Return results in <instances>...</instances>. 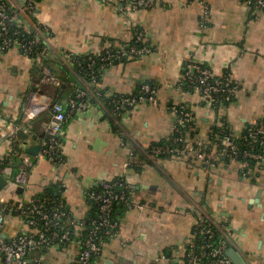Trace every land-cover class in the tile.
Returning a JSON list of instances; mask_svg holds the SVG:
<instances>
[{
  "label": "crops",
  "instance_id": "crops-1",
  "mask_svg": "<svg viewBox=\"0 0 264 264\" xmlns=\"http://www.w3.org/2000/svg\"><path fill=\"white\" fill-rule=\"evenodd\" d=\"M35 17L50 29L46 62L60 85L41 82L42 58L36 63L18 48L0 55V121L20 122L28 108L39 110L33 132L20 137L25 149L46 134L38 123L50 118L54 101L69 111L68 98L80 87L72 60L128 46L137 35L149 54L100 67L96 86L110 101L148 82L158 101L125 106L118 123L94 98L84 109L70 110L60 131L68 164L57 170L40 152L30 154L29 183L18 196L28 199L56 184L78 229L93 214L90 191L125 175L133 184L131 204L116 208L117 230L91 264H171L186 251L200 218L222 224L250 264H264V162L243 166L221 155L205 167L194 156L151 161L143 153L173 134L175 103L186 101L192 110L187 134L195 144L216 146L222 133L238 138L250 124L264 122V8L244 0H154L152 7L122 12L117 0H37ZM65 53L73 59L59 61ZM189 58L214 75L229 74L238 86L232 100L212 103L189 93L183 75ZM6 149L5 142L0 158ZM8 222L11 230L19 228L10 215ZM69 249L57 254L58 263H66L77 246Z\"/></svg>",
  "mask_w": 264,
  "mask_h": 264
},
{
  "label": "built area",
  "instance_id": "built-area-1",
  "mask_svg": "<svg viewBox=\"0 0 264 264\" xmlns=\"http://www.w3.org/2000/svg\"><path fill=\"white\" fill-rule=\"evenodd\" d=\"M118 9L127 12L131 9L152 7L154 0H117ZM256 9L264 8V0H244ZM37 0H0V55L7 50L18 48L27 55L34 52L37 44H44L47 49L52 40L50 29L35 17ZM30 30L32 36L20 30ZM140 41V35L135 38ZM146 45L130 44L119 48H108L101 56H88V68H92L96 61L101 67L109 65L118 59L140 58L149 54ZM45 53H39L38 58ZM62 61L73 59L72 55L65 53L60 56ZM76 60V59H74ZM74 60H72L74 62ZM184 84L189 93H195L210 100L212 103L231 101L238 90L237 84L229 74L214 75L206 67L192 58L184 64ZM42 83L59 86L60 80L48 65L40 69ZM81 88L75 96L68 98L69 111L82 110L87 103L83 101L86 96L97 100L98 104L107 112L111 121L118 123L120 111L125 106L138 105L143 102L156 103L158 101L157 89L150 83H142L138 90L131 95H119L108 103L96 86L85 90L84 82L80 80ZM51 116L38 123L40 129L46 134L40 137V154L54 162L55 165L66 164L61 152L60 131L67 120L68 110L63 104L54 101L51 104ZM171 110L177 116L174 132L179 133L169 144H151L144 155L148 160L155 161L160 157L190 158L194 156L205 167L214 166L221 155H227L240 160L243 166L250 162H264V122L250 124L238 138L222 133L216 146L212 144H195L184 138L182 128H188L193 115L186 101L172 104ZM39 110L27 109L24 111V120L20 122L0 121V146L6 142L7 149L0 158V175L7 182L0 187V264H61L58 263L57 254L74 244L77 246L71 258H66L62 264H91L93 257L102 252L105 239L115 234L118 222L113 217L118 204L130 205L129 191L133 184L123 175L122 178L99 182L100 188L90 191V196L97 205V214L88 218L89 228L86 230L84 220L79 221L78 229L71 230L75 219L70 210L62 202L49 204L48 198L33 193L30 198L23 199L18 196L17 188H26L33 160L30 153L22 146L18 131L32 133L35 118ZM173 132V133H174ZM241 142L242 145L241 146ZM13 176V178H12ZM12 178V179H11ZM9 186V187H8ZM11 222L19 228L11 230L8 227V216ZM64 222V224H63ZM84 226V227H83ZM221 237L216 240V234ZM232 237L222 224L209 218H200L188 239L184 254L173 260L171 264H233L225 255V251Z\"/></svg>",
  "mask_w": 264,
  "mask_h": 264
},
{
  "label": "trees",
  "instance_id": "trees-1",
  "mask_svg": "<svg viewBox=\"0 0 264 264\" xmlns=\"http://www.w3.org/2000/svg\"><path fill=\"white\" fill-rule=\"evenodd\" d=\"M20 30L23 31V32H25L27 35L32 36V33H31L30 30H28V29L26 30L25 29V31H24V28H21V27H20ZM132 44H135L137 46H141L142 45L141 41H136V40H134L132 42ZM34 49H35L34 52L32 54H30V56L35 60V62L38 59L39 53H45L44 57H42V62H41L40 67H39L41 69L43 65H47L46 60H47V57L49 55V50L47 49L46 46H44V44H40V43L37 44L34 47ZM58 58H59L58 60L60 61V57L59 56H58ZM100 67H101V62L99 60H97L96 61V64L94 66H92V68H88V58L86 57V58H77L76 60H74V67H73V69L75 70L78 79H80L84 83L88 84L91 88H94L95 87L94 86V82H95L94 80H97L98 72L101 69ZM71 96H75V93H73ZM91 98H92L91 96H86L85 98H83V101L85 103H88L89 100L91 101ZM103 100L106 103L109 102V100H107L105 96H103ZM187 133H188V128L183 127L182 128V134H183L184 138H187L188 139L189 137H188V134ZM177 134L179 135V133L174 132L169 138H167L165 140H161L159 142H155L153 144H169V143H172L173 142V138L175 136H178ZM241 140H242L241 138L240 139L238 138V141H241ZM241 146H243L242 145V142H241ZM253 164H254V162L251 161L250 162V165H253ZM122 177L123 176H118L115 179H119V178H122ZM96 188L99 189L100 188V185H96L94 189H96ZM39 194H40V196H42L44 198H48L49 204L50 203L51 204H57L59 202H62L64 204V207L67 210H70L69 207L67 206V204L65 203V201L63 200V198L61 197L60 190L58 189V186L56 184L51 185L48 188H45V190H43ZM122 205H124V204L123 203L118 204L116 208H118V207H120ZM97 212H98L97 211V205L94 202V210H93V214L91 215V217L92 216L94 217L97 214ZM113 217H114V214H113ZM74 223L76 224V222H74ZM63 224H64V222H63ZM84 224H85V227H86V230H87L89 228V222L88 221H85ZM74 226L75 225H70L69 228L71 230H74ZM220 237L221 236L217 233L216 234V240H219ZM108 238L109 237H107L105 239V241ZM92 260H93V258H92Z\"/></svg>",
  "mask_w": 264,
  "mask_h": 264
},
{
  "label": "water",
  "instance_id": "water-1",
  "mask_svg": "<svg viewBox=\"0 0 264 264\" xmlns=\"http://www.w3.org/2000/svg\"><path fill=\"white\" fill-rule=\"evenodd\" d=\"M48 50H49V48H48ZM60 61H61V59H60ZM63 65L65 67H67L65 64H63ZM72 77L76 80L77 84H80V87H81V83H80L77 75L72 73ZM18 136L25 139V138H27L29 136V134H27L23 130H19L18 131ZM33 138L36 139L38 143L36 145H34V146L26 147V150H27L28 153L36 155V154H38L40 152V148H41V144H40V141H39L40 137L39 138L38 137H33ZM24 145L25 146L27 145L26 142H24ZM146 162H147V159H146ZM67 164L60 165V166L56 165V168H57V170L58 169H62L64 167H66ZM6 182H7V179L3 175H0V187L5 185ZM17 189H18L19 192L21 190H24V188H22V187H18ZM225 255L231 259L233 264H250L248 258L245 256V254L242 252V250L234 242L230 243L228 245V247H227V249L225 251Z\"/></svg>",
  "mask_w": 264,
  "mask_h": 264
},
{
  "label": "flooded vegetation",
  "instance_id": "flooded-vegetation-1",
  "mask_svg": "<svg viewBox=\"0 0 264 264\" xmlns=\"http://www.w3.org/2000/svg\"><path fill=\"white\" fill-rule=\"evenodd\" d=\"M150 259H153V257H150ZM143 264H150V262L148 261V262H145Z\"/></svg>",
  "mask_w": 264,
  "mask_h": 264
},
{
  "label": "rangeland",
  "instance_id": "rangeland-1",
  "mask_svg": "<svg viewBox=\"0 0 264 264\" xmlns=\"http://www.w3.org/2000/svg\"><path fill=\"white\" fill-rule=\"evenodd\" d=\"M12 178H13V176H12ZM12 178H11V179H12ZM8 187H9V186H8Z\"/></svg>",
  "mask_w": 264,
  "mask_h": 264
}]
</instances>
